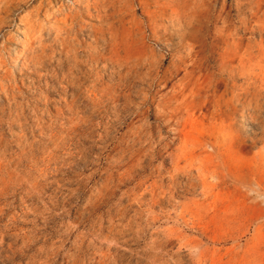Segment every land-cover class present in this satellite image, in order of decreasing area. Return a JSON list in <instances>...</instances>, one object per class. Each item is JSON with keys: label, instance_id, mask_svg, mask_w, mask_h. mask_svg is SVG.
<instances>
[{"label": "rangeland", "instance_id": "1", "mask_svg": "<svg viewBox=\"0 0 264 264\" xmlns=\"http://www.w3.org/2000/svg\"><path fill=\"white\" fill-rule=\"evenodd\" d=\"M0 264H264V0H0Z\"/></svg>", "mask_w": 264, "mask_h": 264}]
</instances>
